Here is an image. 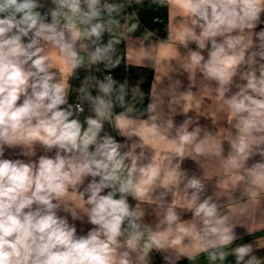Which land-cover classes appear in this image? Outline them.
Here are the masks:
<instances>
[{
    "label": "clouds",
    "instance_id": "obj_1",
    "mask_svg": "<svg viewBox=\"0 0 264 264\" xmlns=\"http://www.w3.org/2000/svg\"><path fill=\"white\" fill-rule=\"evenodd\" d=\"M126 7L0 0V264H152L150 253L181 264L226 252L232 264H264V247L234 223L250 201L264 202V0L179 3L184 71L213 86L229 138L193 119L196 103L177 102L191 92L169 85L145 99L147 85L122 78L116 30ZM79 68L95 72L73 102L68 74ZM83 101L91 114L82 116ZM216 173L237 178L231 195L243 205L213 189ZM161 176L148 225L140 204ZM174 189L182 208L167 199ZM187 237L194 248L181 246Z\"/></svg>",
    "mask_w": 264,
    "mask_h": 264
},
{
    "label": "crops",
    "instance_id": "obj_2",
    "mask_svg": "<svg viewBox=\"0 0 264 264\" xmlns=\"http://www.w3.org/2000/svg\"><path fill=\"white\" fill-rule=\"evenodd\" d=\"M125 1H129L132 4L133 0ZM166 2L168 13V39L150 37L149 40H147L146 36L142 33L143 28L146 27L144 24H142V27L137 25L136 30L133 31L132 28H130L132 22L130 21L128 23L127 20H122L121 25L116 30V35L125 43V63L127 67L132 65L153 68V79L149 89V96L154 95L161 89L168 88L169 85H175L177 95L182 91L191 92L192 99L177 102L184 106L185 109L189 104L196 103L197 107L195 108L193 119L203 120L206 125L215 128L222 138H229L231 132L227 126L228 117L219 110V102L212 96L214 91L213 86L203 81L195 70H190L188 72L184 71L183 63L190 55V42H185L179 35L182 25L180 19L181 9L179 7L180 0H166ZM127 10L132 9L128 8ZM52 54L55 56L54 51ZM94 70V68H79L75 70L74 74H68L71 80L72 93L70 101L77 98L76 89L82 83L79 84V80L83 81L85 76H91L90 72ZM141 77L144 78V82H146V75H141ZM177 80L180 82L177 83ZM192 89L195 90L192 91ZM206 96H211V100L206 99ZM212 114H215V119H207V117ZM133 126L138 127L139 124L137 123ZM108 130L111 131L112 128H108ZM156 161L166 174L167 167L165 166V158L159 155V151L157 152ZM210 175L213 174L210 173ZM163 179L164 176H161L156 182L153 191L150 193L151 200H145L140 204V207L145 211V222L148 225H153L156 222L153 213V203L151 201H157L160 193L165 191V188L162 186ZM212 187L218 193L227 196L229 204L233 206L244 204L242 199L231 195L239 188V182L236 177L216 173L214 174ZM73 199L76 200L73 204V210L79 211L80 214L83 215V209L79 206L78 200L75 197ZM167 199L176 201L182 208L183 192L181 190L174 189L169 191ZM62 203L67 206L69 202L68 200H64ZM249 204L251 206L248 208V211L244 214L237 215L234 223L244 230L246 235L256 238L254 242L257 246L264 247V236L260 235V233H264V202L252 203L250 201ZM197 243L198 241L194 238L187 237L181 242V246L194 248ZM176 251L178 252L179 248H177ZM149 256L152 259V264H156L155 254L150 253ZM181 264H232V258L227 252L222 261L219 258L213 260L207 255H197L191 260L182 261Z\"/></svg>",
    "mask_w": 264,
    "mask_h": 264
},
{
    "label": "trees",
    "instance_id": "obj_3",
    "mask_svg": "<svg viewBox=\"0 0 264 264\" xmlns=\"http://www.w3.org/2000/svg\"><path fill=\"white\" fill-rule=\"evenodd\" d=\"M163 7L160 6V0H133L131 4L132 11L136 14L138 25L142 27L144 24L146 27L143 28V34L146 36L147 40L150 37H161L168 39V13H167V2L163 0ZM127 9L122 13V20L126 17ZM155 17L160 18V21L163 20V23H159L158 20H155ZM133 23V22H132ZM130 28L131 25H130ZM146 28V29H145ZM142 31V30H141ZM163 34V35H162ZM120 38V37H119ZM117 55L121 56V66L124 71H129L130 69L134 71H140V73H146V82L144 85H147L145 88V99L149 97V89L153 79V68L152 67H139L129 65L127 67L125 63V43L120 38V43L117 46ZM133 72V71H132ZM149 77H152L149 80ZM139 108H143L144 105L141 103ZM119 111V109H117Z\"/></svg>",
    "mask_w": 264,
    "mask_h": 264
},
{
    "label": "rangeland",
    "instance_id": "obj_4",
    "mask_svg": "<svg viewBox=\"0 0 264 264\" xmlns=\"http://www.w3.org/2000/svg\"><path fill=\"white\" fill-rule=\"evenodd\" d=\"M125 20H127L128 23L131 21V22L136 23L137 25L139 23L138 20H137L136 14L132 10H127ZM132 30L135 31L136 29H132ZM119 57L121 58V56H119ZM94 72H95V70L93 72H90V74L93 75ZM120 75L122 76V78L128 79L133 84H142V85H144L145 84V82H144L145 80H144V78L141 77V75H147V74L146 73L142 74V73H140V71H133V72L132 71L131 72L130 71H126L125 72L124 69L121 66ZM139 75H140V77H139ZM81 82H82V80L81 81L79 80L78 83L80 84ZM87 114H91L90 113V107L85 111V113L82 114V116L83 115H87Z\"/></svg>",
    "mask_w": 264,
    "mask_h": 264
},
{
    "label": "built area",
    "instance_id": "obj_5",
    "mask_svg": "<svg viewBox=\"0 0 264 264\" xmlns=\"http://www.w3.org/2000/svg\"><path fill=\"white\" fill-rule=\"evenodd\" d=\"M123 3H124L125 5H131V2H129V1H125V0H123ZM125 9H128V8L126 7ZM155 20L160 21V18L155 17ZM76 100H77V98L74 99L73 102H75ZM83 103H84L85 111H86L90 106H89V104H88L87 101H83ZM114 119H115V114L113 115V117H112L110 120L106 121V125H105L106 129H108V128H112V122H113Z\"/></svg>",
    "mask_w": 264,
    "mask_h": 264
}]
</instances>
